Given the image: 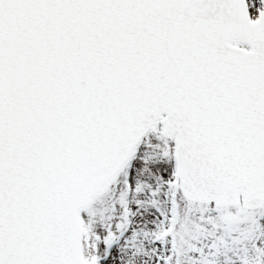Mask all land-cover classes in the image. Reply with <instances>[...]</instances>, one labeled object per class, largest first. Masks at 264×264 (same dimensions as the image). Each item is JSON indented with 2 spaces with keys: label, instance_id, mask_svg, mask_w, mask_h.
Returning a JSON list of instances; mask_svg holds the SVG:
<instances>
[{
  "label": "snow or ice",
  "instance_id": "snow-or-ice-1",
  "mask_svg": "<svg viewBox=\"0 0 264 264\" xmlns=\"http://www.w3.org/2000/svg\"><path fill=\"white\" fill-rule=\"evenodd\" d=\"M0 264H264V0H0Z\"/></svg>",
  "mask_w": 264,
  "mask_h": 264
}]
</instances>
